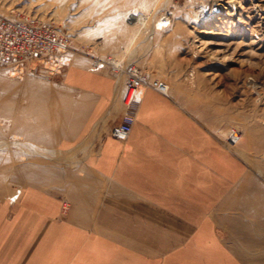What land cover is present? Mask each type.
Here are the masks:
<instances>
[{"label": "crops", "instance_id": "obj_1", "mask_svg": "<svg viewBox=\"0 0 264 264\" xmlns=\"http://www.w3.org/2000/svg\"><path fill=\"white\" fill-rule=\"evenodd\" d=\"M69 54L51 80L0 68V264H264V168L182 97Z\"/></svg>", "mask_w": 264, "mask_h": 264}, {"label": "rangeland", "instance_id": "obj_2", "mask_svg": "<svg viewBox=\"0 0 264 264\" xmlns=\"http://www.w3.org/2000/svg\"><path fill=\"white\" fill-rule=\"evenodd\" d=\"M0 15L54 26L69 38L65 63L111 55L149 73L251 170L264 168V0H0Z\"/></svg>", "mask_w": 264, "mask_h": 264}, {"label": "built area", "instance_id": "obj_3", "mask_svg": "<svg viewBox=\"0 0 264 264\" xmlns=\"http://www.w3.org/2000/svg\"><path fill=\"white\" fill-rule=\"evenodd\" d=\"M70 49L69 38L51 24L43 23L37 17H11L0 15V68L14 75L31 76L51 80L65 67L64 55ZM92 66L105 69L113 75H122L123 81L117 100L123 108L119 124L110 131V136L124 141L134 123V107L141 90L152 89L168 95L166 83L152 77L135 66L124 67L122 61L111 55L92 57ZM231 144L237 143L231 138Z\"/></svg>", "mask_w": 264, "mask_h": 264}, {"label": "bare ground", "instance_id": "obj_4", "mask_svg": "<svg viewBox=\"0 0 264 264\" xmlns=\"http://www.w3.org/2000/svg\"><path fill=\"white\" fill-rule=\"evenodd\" d=\"M256 6H259V5H256ZM131 14L133 15V12H131ZM130 18L133 19L132 23L135 24V22H138L141 25V28H143V29L145 28V26H146V17L145 16L138 15L137 17H134V18L130 17ZM156 26L158 27V29H163V27L165 28L167 26V24L164 23L163 20H158V23L156 24ZM210 44H211V42H210Z\"/></svg>", "mask_w": 264, "mask_h": 264}]
</instances>
